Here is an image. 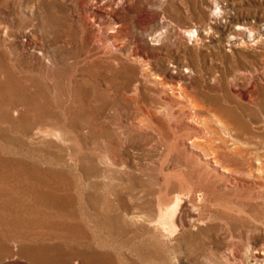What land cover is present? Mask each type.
<instances>
[{"label":"rangeland","instance_id":"rangeland-1","mask_svg":"<svg viewBox=\"0 0 264 264\" xmlns=\"http://www.w3.org/2000/svg\"><path fill=\"white\" fill-rule=\"evenodd\" d=\"M246 142L264 0H0V264H255ZM176 198L195 216L174 229Z\"/></svg>","mask_w":264,"mask_h":264},{"label":"bare ground","instance_id":"bare-ground-1","mask_svg":"<svg viewBox=\"0 0 264 264\" xmlns=\"http://www.w3.org/2000/svg\"><path fill=\"white\" fill-rule=\"evenodd\" d=\"M231 17V16H230ZM207 28V27H206ZM204 28V29H206ZM163 29V28H162ZM167 30V29H166ZM203 30V29H202ZM244 30V29H243ZM168 31V30H167ZM205 31H208V28L207 30ZM190 32L192 31H187L185 34L186 35H190ZM194 32H197V30H195ZM205 33V32H204ZM161 34V33H160ZM184 34V35H185ZM159 35V34H158ZM220 37V36H219ZM153 38V37H152ZM203 43V42H202ZM206 65V64H205ZM116 67V66H115ZM194 70V69H193ZM243 72V71H242ZM110 74V73H109ZM194 74V73H193ZM144 78V77H143ZM142 78V79H143ZM105 79V78H104ZM242 79V78H241ZM144 80V79H143ZM202 80V79H201ZM215 80V79H214ZM181 84V83H180ZM183 84V83H182ZM202 85V84H201ZM25 87V86H24ZM112 87V86H111ZM138 87V86H137ZM185 87V86H184ZM7 88V87H6ZM196 88V87H195ZM171 89V88H170ZM135 90V89H133ZM3 91V90H2ZM19 91V90H17ZM146 91V90H145ZM28 92V91H27ZM112 92V91H111ZM155 94V93H153ZM121 98V97H120ZM128 98V97H127ZM153 99V98H152ZM134 100V99H133ZM25 101V100H24ZM192 101V100H191ZM252 101V100H251ZM126 102V101H125ZM134 103V102H133ZM151 103V102H150ZM143 104V103H142ZM120 105V104H119ZM23 107V106H22ZM35 108V107H34ZM168 110V109H167ZM158 112V111H157ZM220 112V111H219ZM170 115V114H169ZM171 116V115H170ZM24 117V116H23ZM44 117V116H43ZM215 117V116H214ZM7 118V117H6ZM34 118V117H33ZM170 118V117H169ZM172 118V117H171ZM220 118V117H219ZM174 119V118H173ZM216 119V118H215ZM31 120V118H30ZM175 120V119H174ZM179 120V119H178ZM45 121V120H44ZM177 121V120H176ZM217 121V120H216ZM56 122V121H55ZM22 123V122H21ZM60 123V122H59ZM138 123V122H137ZM18 124V123H17ZM16 124V125H17ZM35 124V123H34ZM49 124V123H48ZM51 126V125H49ZM154 126V125H153ZM221 127V126H220ZM34 128V127H33ZM154 128V127H153ZM250 129V128H249ZM35 131V130H34ZM38 131V130H37ZM32 132V131H31ZM224 132V131H223ZM197 136V134H196ZM203 136V135H202ZM215 136V135H214ZM220 136V135H219ZM232 136V135H231ZM207 137V136H206ZM244 138V137H243ZM191 139V138H190ZM260 139V138H259ZM225 140V139H224ZM245 140V139H244ZM214 141V140H213ZM216 142V141H215ZM227 142V141H226ZM258 143V142H257ZM257 143H245V144H238V146L235 148V151H233L234 153H238L241 157H244L245 154H248L251 152L252 149H258L260 147V145L262 146V144H257ZM224 144V143H223ZM232 144V143H231ZM264 145V144H263ZM169 147V146H168ZM263 147V146H262ZM232 148V147H231ZM261 148V147H260ZM228 150V149H227ZM258 151V150H256ZM263 152V151H262ZM97 155V154H96ZM99 156V155H98ZM249 157L251 155H248ZM256 157L258 158H261V157H264V154L261 155L260 153H257L256 152ZM255 157V158H256ZM254 158V157H253ZM3 159V158H2ZM245 159V158H244ZM247 159V158H246ZM251 159V157H250ZM11 160V159H10ZM249 160V159H247ZM100 161V159H99ZM105 161V160H104ZM251 161V160H250ZM213 162V166H217V160L214 158L212 160ZM250 163V162H249ZM202 165V164H201ZM252 165V164H251ZM247 166V165H246ZM219 167V166H218ZM223 167V166H222ZM252 167V166H251ZM250 168V167H249ZM260 170H261V175H264V163L260 161L259 163V167H258ZM48 170V169H47ZM195 170V169H194ZM221 171L225 172V170L221 169ZM3 174V173H2ZM234 174V173H233ZM241 175V174H240ZM260 175V176H261ZM252 176V175H251ZM238 177V175H237ZM263 178V177H262ZM39 179V178H38ZM46 179V178H44ZM208 179V178H207ZM252 179V178H251ZM229 181V180H228ZM229 185V182L227 183ZM195 185V184H194ZM55 189V188H54ZM263 190V189H262ZM190 191V190H189ZM204 192V190H203ZM184 194V193H183ZM182 194V195H183ZM187 194V193H186ZM90 196V195H89ZM207 200V199H206ZM43 201V200H42ZM168 205V204H167ZM166 205V206H167ZM51 207V206H50ZM195 210V209H194ZM242 210V209H241ZM100 213V212H99ZM44 214V213H43ZM242 214V213H241ZM28 216V215H27ZM191 216H195V212L181 199V198H176V200L173 202V204L164 212H161L160 215H159V219H162L164 220L166 223L168 222L169 223V227H172V228H176V227H184L188 224L189 220L188 218H191ZM41 226V225H40ZM28 227V226H27ZM185 229V228H184ZM179 230V229H178ZM216 230V229H215ZM222 231V230H221ZM240 231V230H239ZM219 235V234H218ZM225 238V237H224ZM229 244V243H228ZM239 246V245H238ZM251 247V246H250ZM255 247V246H254ZM104 249V248H103ZM235 249V248H234ZM251 250V249H250ZM75 251V250H74ZM238 251V250H237ZM227 252V251H226ZM253 257H254V263L255 264H264V248H258V247H255L253 250ZM251 253V252H250ZM89 258V257H88ZM246 258V257H245ZM79 262V261H78ZM236 262V261H235ZM241 262V261H240ZM243 264V263H242Z\"/></svg>","mask_w":264,"mask_h":264},{"label":"water","instance_id":"water-1","mask_svg":"<svg viewBox=\"0 0 264 264\" xmlns=\"http://www.w3.org/2000/svg\"><path fill=\"white\" fill-rule=\"evenodd\" d=\"M1 264H28V263L18 260V259H12V260H7Z\"/></svg>","mask_w":264,"mask_h":264}]
</instances>
